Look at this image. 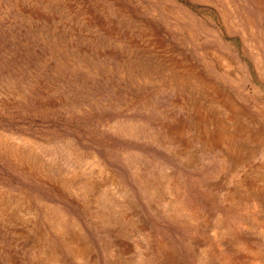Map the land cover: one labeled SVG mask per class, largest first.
<instances>
[{
	"label": "rangeland",
	"instance_id": "374dc122",
	"mask_svg": "<svg viewBox=\"0 0 264 264\" xmlns=\"http://www.w3.org/2000/svg\"><path fill=\"white\" fill-rule=\"evenodd\" d=\"M263 197L264 0H0V264H264Z\"/></svg>",
	"mask_w": 264,
	"mask_h": 264
},
{
	"label": "bare ground",
	"instance_id": "6f19581e",
	"mask_svg": "<svg viewBox=\"0 0 264 264\" xmlns=\"http://www.w3.org/2000/svg\"><path fill=\"white\" fill-rule=\"evenodd\" d=\"M53 2V1H52ZM54 3H56V2H54ZM61 3V2H60ZM48 4H50L49 3V1H48ZM51 4H53V3H51ZM50 4V5H51ZM113 10V9H112ZM226 58V57H225ZM179 70V69H178ZM186 70V69H185ZM228 70V69H227ZM171 70H170V72L169 73H167L166 74V76L169 74V76L168 77H170V78H172V77H179V76H181L180 74V72L181 71H175L176 73H174V74H172L171 75ZM185 72H187V71H185ZM184 72V73H185ZM179 73V74H178ZM194 74V73H193ZM235 74V73H234ZM193 76V75H192ZM234 76H236V75H234ZM191 77V76H190ZM236 78V77H235ZM177 79V78H176ZM186 80V79H185ZM199 81L201 80V79H198ZM198 80L195 78L194 80L192 79V82H195V84H196V82H198ZM171 81V80H170ZM181 81H182V79H181ZM189 81V80H188ZM185 82V81H184ZM192 82H190V83H192ZM187 83V82H186ZM195 84H193V85H195ZM202 85V84H201ZM203 86V85H202ZM206 86V85H205ZM207 88V87H206ZM214 91V90H213ZM213 94H214V92H213ZM213 96V95H212ZM211 99V98H210ZM210 102V101H209ZM211 103H212V101H211ZM214 105V104H213ZM216 105V104H215ZM220 107V106H219ZM245 107V106H244ZM259 107V106H258ZM257 108V107H256ZM262 109H263V107H262ZM238 111V110H237ZM242 113V112H241ZM240 114V113H239ZM234 124L238 127V126H240V131L242 132V135H243V137H245V140L246 139H248V140H251V141H253V138H254V134H253V132L251 131V129H250V126H251V123H249V122H245V121H243V120H239L238 121V119H237V114L235 113V115H234ZM246 120V119H245ZM190 124V123H189ZM204 125V124H203ZM232 130V129H231ZM229 131V130H228ZM233 131V130H232ZM231 131V132H232ZM231 134V133H230ZM240 135V134H239ZM7 139V138H6ZM3 141H4V139H3ZM7 144H9V143H7ZM6 143H5V146L7 145ZM14 144V143H13ZM17 145V144H16ZM242 146V145H241ZM11 147V146H10ZM17 146H14V149H17L16 148ZM222 147H224V146H222ZM245 147H246V145H245ZM6 148H7V146H6ZM242 148V147H241ZM7 150V149H6ZM11 150V149H10ZM230 151V149L229 148H225V151ZM17 151V150H16ZM20 151H22L21 149H20ZM9 152V151H8ZM15 152V151H14ZM31 152V151H30ZM239 152V151H238ZM15 153H19V151H17V152H15ZM23 153V152H22ZM25 153V152H24ZM11 154H13V152L11 151ZM20 154V153H19ZM14 155V154H13ZM26 156H28L27 154H25ZM16 156V155H15ZM22 157H23V154L21 155ZM20 156V157H21ZM227 157V156H226ZM230 158V157H229ZM18 159V158H17ZM24 159V158H23ZM26 159V158H25ZM230 161V160H229ZM229 161H227V162H229ZM232 161V160H231ZM20 162H22V161H20ZM233 164H234V162H232ZM230 165V164H229ZM232 165V164H231ZM44 167V166H43ZM228 167V166H227ZM227 169V168H226ZM237 169V168H236ZM73 170V169H72ZM223 170V169H222ZM77 171V170H76ZM73 172H75V171H73ZM72 172V173H73ZM98 172V171H97ZM235 172V171H234ZM69 173V172H68ZM71 173V174H72ZM96 173V172H95ZM236 173V172H235ZM80 174V173H79ZM233 174V173H232ZM73 176V175H72ZM76 176H78V175H76ZM80 176V175H79ZM232 176V175H231ZM80 178H81V176H80ZM70 179V178H69ZM78 179V178H77ZM83 179V178H82ZM62 181H63V178L61 179ZM75 181V180H74ZM92 181V180H91ZM64 183H66V182H68V181H63ZM62 182V183H63ZM109 182V181H108ZM243 183V182H242ZM67 184V183H66ZM66 184H64V185H66ZM75 184V183H74ZM88 184H89V186H93L94 185V183L92 184L91 182H88ZM236 184V183H235ZM258 185V184H257ZM101 186H104V185H101ZM115 186V185H114ZM65 187V186H64ZM69 187H71V186H69ZM67 189V188H66ZM101 189V188H100ZM114 189V188H113ZM118 189V188H117ZM262 190H263V188H262ZM261 191V190H260ZM124 192V191H123ZM151 192V191H150ZM157 192V191H156ZM235 192V191H234ZM251 192V191H250ZM152 193V192H151ZM261 194V193H260ZM86 195H87V201H88V203H87V205L89 204V202H90V195H91V193L89 192V189H87V193H86ZM156 197V196H155ZM226 197V196H225ZM256 197V196H255ZM264 198V197H263ZM262 198V199H263ZM109 200V199H108ZM114 200V199H113ZM120 200H121V198H120ZM126 200V199H125ZM174 200V199H173ZM239 200V199H238ZM259 200V199H258ZM116 201V200H115ZM129 202V201H128ZM236 202H237V200H236ZM240 202V201H239ZM245 202V201H244ZM97 203V202H96ZM171 203V202H170ZM173 203V202H172ZM248 204V203H247ZM259 204H261V203H259ZM98 205V204H97ZM86 206V205H85ZM264 206V205H263ZM109 207V206H108ZM258 207V206H257ZM255 208V207H254ZM61 209V208H60ZM109 209V208H108ZM136 209V208H135ZM83 210V209H82ZM252 210V209H251ZM111 211H112V214H111V216L110 217H104L105 219H106V223L107 224H109V226H112L111 228L112 229H114V230H116L117 231V235H119V234H121V233H123V232H126V225H127V223L125 222V219H124V213L125 212H127L128 210L124 207V206H122V204H119V203H115L114 204V207H111ZM20 212V211H19ZM58 212H59V210H58ZM84 212H85V210H84ZM259 212H260V210H259ZM33 213H35V212H33ZM86 213V212H85ZM98 213H99V211H98ZM100 213H101V211H100ZM252 213V212H251ZM36 214V213H35ZM34 214V215H35ZM128 214V213H127ZM108 216V215H107ZM134 217V216H133ZM223 217V216H222ZM224 218V217H223ZM264 218V217H263ZM47 219V218H46ZM53 219V218H52ZM228 219V218H227ZM246 219V217L243 219V220H245ZM252 219V218H251ZM260 219V218H259ZM101 220H103V219H101ZM101 220H99V221H101ZM248 220V219H247ZM259 221V220H258ZM221 222V221H220ZM225 222V221H224ZM247 222V221H246ZM126 223V224H125ZM130 223V222H129ZM202 223V222H201ZM215 223H217V221L215 222ZM227 223H229V222H227ZM250 223V222H249ZM255 223V222H254ZM72 224V223H71ZM213 224V223H212ZM57 225H61L59 222H58V224ZM137 225V224H136ZM141 225H144V224H141ZM146 225V224H145ZM145 225H144V227H145ZM198 225V224H197ZM216 225V224H215ZM262 225V224H261ZM55 226V225H54ZM58 226V227H59ZM134 226V225H133ZM209 226V225H208ZM224 226V225H223ZM264 226V225H263ZM55 227H57V226H55ZM57 227V228H58ZM82 227V226H81ZM144 227H143V229H144ZM199 227V226H198ZM206 227V226H205ZM210 227H212V226H210ZM230 227V226H229ZM134 228H136V227H134ZM133 228V229H134ZM140 228V227H139ZM54 229V228H53ZM130 230V229H129ZM147 230V229H146ZM229 230V229H228ZM59 233H61V232H63V228L62 227H59ZM83 231V230H82ZM128 231V230H127ZM209 231H211V230H209ZM230 231V230H229ZM232 231V230H231ZM263 231V230H262ZM130 233H131V231H130ZM216 233V232H215ZM229 233H231V232H229ZM263 233V232H262ZM41 234V233H40ZM64 234V233H63ZM228 234V233H227ZM226 234V235H227ZM126 235H127V233H126ZM128 236H130V235H128ZM119 237V236H118ZM236 237V236H235ZM222 238V237H221ZM234 238V237H233ZM68 241H69V243L71 244V251H73V252H77V253H82V254H87V252L89 253V248L85 245V243H84V241H83V239H84V237L82 238L80 235H79V233H77V231H75V230H72V231H70L69 232V234H68ZM220 239V238H219ZM238 239V238H237ZM239 241V240H238ZM38 242V241H37ZM87 242V241H86ZM107 242V241H106ZM218 242H219V240H218ZM35 243V242H34ZM234 243V242H233ZM239 243V242H238ZM105 243H103V245H104ZM108 244V243H107ZM102 245V246H103ZM106 245V244H105ZM243 245V244H242ZM253 246V245H252ZM115 247V246H114ZM148 247V246H147ZM156 247V246H155ZM154 247V248H155ZM209 247H210V245H209ZM209 247H208V249H209ZM243 247V246H242ZM35 248H37L36 247V245H35ZM41 248V247H40ZM108 249H109V247H107ZM113 248V247H112ZM112 248H110V249H112ZM145 248V247H144ZM160 248H161V246H160ZM159 248V249H160ZM164 248V247H163ZM109 249V250H110ZM117 249V248H116ZM115 249V250H116ZM170 249V248H169ZM244 249V248H243ZM45 250H47V249H45ZM49 250V249H48ZM108 250V251H109ZM114 250V251H115ZM164 250V249H163ZM162 250V251H163ZM168 250V249H167ZM201 250V249H200ZM207 250V249H206ZM205 250V251H206ZM245 250V249H244ZM112 251V250H111ZM113 251V252H114ZM121 251V250H120ZM160 251V250H159ZM170 251V250H169ZM173 251V250H172ZM218 251V250H217ZM253 251V250H252ZM48 252V251H47ZM113 252H111V254L110 255H113L114 256V254H115V252L113 253ZM167 252V251H166ZM174 252V251H173ZM207 252H209V251H207ZM245 252V251H244ZM247 252V251H246ZM54 253V252H53ZM240 253H241V251H240ZM248 253V252H247ZM208 254V253H207ZM217 254V253H216ZM234 254V253H233ZM44 255V254H43ZM117 255L118 256H121L120 255V253L118 252L117 253ZM177 255V254H176ZM231 255V254H230ZM238 255V254H237ZM250 255V254H249ZM41 256V255H40ZM45 256H46V254H45ZM166 256V255H165ZM209 256V255H208ZM211 256V255H210ZM213 256V255H212ZM234 256V255H233ZM80 257H81V255H80ZM116 257V256H115ZM157 257V256H156ZM167 257V256H166ZM205 257V256H204ZM235 257V256H234ZM56 258H58V256L56 257ZM55 258V259H56ZM94 258V257H93ZM117 258V257H116ZM119 258V257H118ZM117 258V259H118ZM171 258V257H170ZM257 258V257H256ZM261 258V257H260ZM59 259V258H58ZM91 259V258H90ZM110 259V258H109ZM214 259V258H213ZM222 259V258H221ZM84 260V259H83ZM209 260V259H208ZM220 260V259H219ZM48 261V260H47ZM58 261V260H57ZM162 261H163V259H162ZM174 261V260H173ZM203 261V260H202ZM251 261V260H250ZM253 261V260H252ZM25 262V261H24ZM53 262V261H52ZM176 262V261H175ZM204 262V261H203ZM203 262H202V264H203ZM209 262H211V261H209ZM263 262V261H262ZM159 263V262H158ZM171 263V262H170ZM179 263V262H178ZM19 264V263H18ZM26 264V263H25ZM38 264V263H37ZM44 264V263H43ZM46 264V263H45ZM52 264V263H51ZM57 264V263H56ZM165 264H166V262H165ZM168 264V263H167ZM260 264V263H259Z\"/></svg>",
	"mask_w": 264,
	"mask_h": 264
}]
</instances>
